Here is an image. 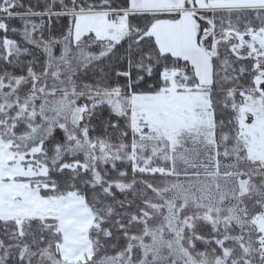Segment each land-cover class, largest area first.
Masks as SVG:
<instances>
[{"label":"snow or ice","instance_id":"obj_1","mask_svg":"<svg viewBox=\"0 0 264 264\" xmlns=\"http://www.w3.org/2000/svg\"><path fill=\"white\" fill-rule=\"evenodd\" d=\"M0 264H264V0H0Z\"/></svg>","mask_w":264,"mask_h":264}]
</instances>
